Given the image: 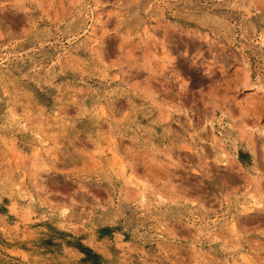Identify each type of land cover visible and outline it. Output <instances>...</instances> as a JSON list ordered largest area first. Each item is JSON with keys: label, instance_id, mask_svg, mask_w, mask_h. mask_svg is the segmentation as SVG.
<instances>
[{"label": "rangeland", "instance_id": "374dc122", "mask_svg": "<svg viewBox=\"0 0 264 264\" xmlns=\"http://www.w3.org/2000/svg\"><path fill=\"white\" fill-rule=\"evenodd\" d=\"M141 258L264 264V0H0V264Z\"/></svg>", "mask_w": 264, "mask_h": 264}, {"label": "bare ground", "instance_id": "6f19581e", "mask_svg": "<svg viewBox=\"0 0 264 264\" xmlns=\"http://www.w3.org/2000/svg\"><path fill=\"white\" fill-rule=\"evenodd\" d=\"M255 94H256V93H255ZM252 95H254V93L252 94V93H250V92L246 95V97H245V99H244L246 104L244 103L243 105H246L247 107H248V105H251V104H250V102H251L250 100H251V99L249 100V98L252 97ZM246 106H245V107H246ZM250 107H251V106H250ZM129 251H130V253H131L132 255H136V254H137V253H134L135 251H134L133 249H130ZM143 261H144V258H141V259H135V260L132 261L131 264H141Z\"/></svg>", "mask_w": 264, "mask_h": 264}]
</instances>
